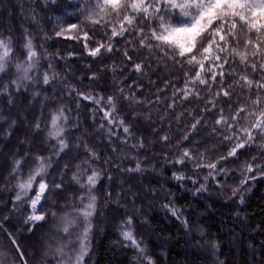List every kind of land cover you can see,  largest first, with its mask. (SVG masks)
I'll list each match as a JSON object with an SVG mask.
<instances>
[{
	"label": "snow or ice",
	"instance_id": "1",
	"mask_svg": "<svg viewBox=\"0 0 264 264\" xmlns=\"http://www.w3.org/2000/svg\"><path fill=\"white\" fill-rule=\"evenodd\" d=\"M53 5L70 18L53 33H44L39 45L27 29L19 42L10 32H0V98L13 105L15 94L41 96L39 86L53 85L59 74L51 71L47 51L39 49L53 37L75 41L113 72L110 94L71 89L77 109L86 101L94 121L101 114L97 131L107 127L113 145L116 137L119 145L145 149L152 141L137 134L133 122L154 123L153 111L160 112L157 119L169 131L160 132L155 142L169 150L163 155L173 166L172 179L182 186L190 181L196 186L193 194L210 192L214 185L219 194L244 204L246 193L264 180V0H43L45 8ZM42 60L49 61L47 70L41 71ZM125 69L134 74L126 85L127 76L116 75ZM145 78L151 95L137 83ZM88 79L95 82L99 76L92 72ZM138 105L148 111H137ZM68 111L63 105L45 106L44 114L30 123L31 141L26 134L21 141L25 150L13 155L7 177L0 174V183L7 179L12 185V212L22 210L23 230L35 234L47 229L41 264H52L49 256L55 264H86L98 197H113L95 166L100 154L90 143H80V126L70 123ZM4 121L0 115V135L7 139L17 121H7L6 128ZM173 122L176 133H171ZM78 150L85 153L82 158ZM120 150L112 147L114 153ZM121 170L144 171L138 159L134 167ZM163 207L189 226L171 201ZM133 221V216L122 221L128 226L121 232L123 239L140 254V264H155L134 234ZM5 222H11V215L0 216V233L10 241L0 250V264H32L23 242ZM211 247L218 245L213 242Z\"/></svg>",
	"mask_w": 264,
	"mask_h": 264
},
{
	"label": "trees",
	"instance_id": "2",
	"mask_svg": "<svg viewBox=\"0 0 264 264\" xmlns=\"http://www.w3.org/2000/svg\"><path fill=\"white\" fill-rule=\"evenodd\" d=\"M67 2L58 0L61 4ZM55 7L45 8L43 0H0V32H10L19 42L21 34L27 29L34 37V43L39 45L44 42V33H53L58 23L66 24L70 18L64 12L55 11ZM39 50L47 51L50 55L54 66L51 71L58 73L59 77L51 86L40 85L41 96L34 99L31 91L15 94L13 105H8L4 98H0V115L5 116L3 126L7 127V121H17L11 130L12 136L4 139L0 135V174L7 177L13 155L25 150L26 145L21 141L26 134L31 141V134L28 133L30 123L35 117L44 114L45 106L51 108L53 105H63L70 109V123L80 126V132L77 133L83 137L80 143H90L100 154L95 166L101 172L103 188L113 193L111 199H106L103 193L98 197V215L93 217L86 264H140V254L121 235L124 228L128 227L122 225L127 216L134 217L131 226L134 234L155 264H264V180L255 183L251 192L246 193L244 204L219 194L214 185H210V192L193 194L196 186L190 181H185L182 186L172 179L173 166L163 155L169 150L155 142L160 132L169 131L167 124L157 119L160 112L153 111L154 123L143 119L133 122L137 134L143 133L146 140L152 141L147 148L132 149L119 145L116 137L112 138L116 140V145L111 144L106 135L107 127L97 131L95 126L101 114H97L94 121L91 118L92 106L89 105L87 109L84 107L86 101H82L81 107L77 109L75 93L71 89L110 94L115 87L113 72L103 69L99 59L94 61L83 53L81 45L75 41L53 37L46 41L45 49ZM70 52L76 55L68 57ZM61 56L66 58L61 59ZM113 60L119 65L118 57ZM113 60L103 63L110 65ZM48 62L42 60L45 67L41 71L47 70ZM92 72L99 76L95 82L88 79ZM116 75L118 78L127 76L125 85L134 79V74H128L127 69L123 74L117 71ZM137 83L142 84L145 95H151L147 78ZM45 96L47 100H44ZM160 108L162 110L163 105ZM136 110L148 111L142 105L136 106ZM152 128L157 131L153 132ZM171 133H176L175 122ZM114 146L121 150L114 153ZM78 151L82 158L85 153ZM137 159L141 161L144 171L128 173L121 170L134 167ZM106 160L108 163H105ZM60 167H63V163ZM68 176L70 179L71 173ZM71 196L72 193H69L68 198L71 199ZM13 197L12 185L5 179L0 183V216L11 215V222H5L8 230L13 231L16 238L23 242L32 264H41L49 238L47 229H40L35 234L24 231L20 223L22 210L12 212ZM169 201L180 209L183 219L189 221L188 227L163 207ZM213 242L218 245L215 249L211 247ZM9 244L7 236L0 233V250L7 249ZM48 259L55 264L51 256Z\"/></svg>",
	"mask_w": 264,
	"mask_h": 264
}]
</instances>
